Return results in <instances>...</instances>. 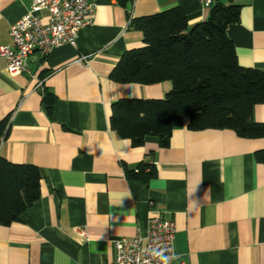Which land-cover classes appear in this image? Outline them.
Listing matches in <instances>:
<instances>
[{"label":"crops","instance_id":"crops-1","mask_svg":"<svg viewBox=\"0 0 264 264\" xmlns=\"http://www.w3.org/2000/svg\"><path fill=\"white\" fill-rule=\"evenodd\" d=\"M31 1L0 0V47L12 44L10 26ZM213 3L239 6L226 34L239 65L264 72V0ZM96 4L74 47L33 52L14 74L0 55V120L9 122L0 157L36 165L41 174L38 200L10 225L0 224V264H108L113 241L144 234L154 214L175 224L167 264H264V164L254 158L264 138L194 130L184 118L167 145L147 136L135 146L109 127L113 101L162 99L172 88L169 80L146 85L109 78L125 51L144 45L130 20L179 7L191 27L208 18L211 6L199 0ZM252 118L264 123V103L254 106ZM143 165L153 168L152 176L126 175Z\"/></svg>","mask_w":264,"mask_h":264},{"label":"trees","instance_id":"trees-1","mask_svg":"<svg viewBox=\"0 0 264 264\" xmlns=\"http://www.w3.org/2000/svg\"><path fill=\"white\" fill-rule=\"evenodd\" d=\"M238 14V5L213 3L208 18L191 27L179 7L131 19V26L142 32L144 45L125 51L109 78L121 84L146 85L169 80L172 88L162 99L113 101L110 129L135 146L147 136L167 145L172 129L182 125L184 118L194 130L226 128L239 137L264 138V123L252 118L254 106L264 103V72L240 66L226 34ZM8 130V118L1 119L0 140ZM254 158L264 164V147L254 151ZM146 167L129 170L126 175L147 179L154 171L150 166L146 171ZM40 178L36 165L0 157L1 225L16 221L38 200Z\"/></svg>","mask_w":264,"mask_h":264},{"label":"built area","instance_id":"built-area-1","mask_svg":"<svg viewBox=\"0 0 264 264\" xmlns=\"http://www.w3.org/2000/svg\"><path fill=\"white\" fill-rule=\"evenodd\" d=\"M199 1L207 6L213 4V0ZM96 6V0H32L30 9L10 26L12 44L0 47L8 73L23 70L33 52L46 55L63 45L74 47L79 29L91 23ZM85 59L83 55L79 60ZM175 231L172 220L154 214L144 234L113 241L116 252L108 264H165L174 256ZM79 233L84 235L83 231Z\"/></svg>","mask_w":264,"mask_h":264},{"label":"clouds","instance_id":"clouds-1","mask_svg":"<svg viewBox=\"0 0 264 264\" xmlns=\"http://www.w3.org/2000/svg\"><path fill=\"white\" fill-rule=\"evenodd\" d=\"M165 264H167V261H165Z\"/></svg>","mask_w":264,"mask_h":264}]
</instances>
